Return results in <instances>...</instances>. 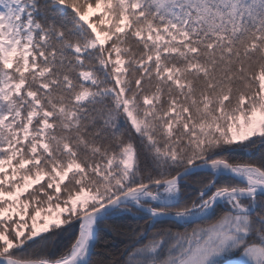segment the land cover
<instances>
[{"label":"snow or ice","instance_id":"6c2138e0","mask_svg":"<svg viewBox=\"0 0 264 264\" xmlns=\"http://www.w3.org/2000/svg\"><path fill=\"white\" fill-rule=\"evenodd\" d=\"M0 264H264V0H0Z\"/></svg>","mask_w":264,"mask_h":264},{"label":"trees","instance_id":"16d2710c","mask_svg":"<svg viewBox=\"0 0 264 264\" xmlns=\"http://www.w3.org/2000/svg\"><path fill=\"white\" fill-rule=\"evenodd\" d=\"M142 223V222H141ZM137 226H140L137 222L134 221H127L122 225V229L127 232L130 228H135ZM127 237L126 236H120L116 235L115 233H112L109 237V245L111 247V251L113 253L119 252L126 242ZM67 242V241H65Z\"/></svg>","mask_w":264,"mask_h":264}]
</instances>
